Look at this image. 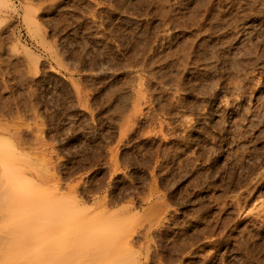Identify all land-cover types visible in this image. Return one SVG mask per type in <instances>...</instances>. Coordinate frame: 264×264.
Here are the masks:
<instances>
[{
  "label": "rangeland",
  "instance_id": "1",
  "mask_svg": "<svg viewBox=\"0 0 264 264\" xmlns=\"http://www.w3.org/2000/svg\"><path fill=\"white\" fill-rule=\"evenodd\" d=\"M0 139L114 264H264V0H0ZM3 198L0 264H49Z\"/></svg>",
  "mask_w": 264,
  "mask_h": 264
},
{
  "label": "bare ground",
  "instance_id": "2",
  "mask_svg": "<svg viewBox=\"0 0 264 264\" xmlns=\"http://www.w3.org/2000/svg\"><path fill=\"white\" fill-rule=\"evenodd\" d=\"M165 1H167V0H162V3L165 4ZM3 2L5 3V1H3ZM1 139H0V187H1V191H2V196L4 197L3 200L4 201L7 200L6 202L9 203L7 205V208L6 207L4 208V210H6V211L4 212V210H3L4 214L7 213L6 218L8 219V223H9V224L7 223L9 226L7 228L10 229L11 226L12 227L15 226V228H13L14 229L13 232L15 231L18 234L16 229H18V230L20 229V231L23 234L26 233V234H29V236H31V234H33V233L36 234V232L39 235V233H41L40 231H42V233H45V235H47V236L45 237V235H44L43 238L40 237L39 241H36V242L42 243L44 245H45V243L47 244L46 246L48 247L47 250H48V257H49L48 258L49 260H47V262L49 264H59V263L60 264L61 263L67 264V263L73 262L74 260L77 261L76 262L77 264H81V263L82 264H96L97 262H99L98 264H101V262L102 263L104 262L103 264H114V262L116 263L117 261L119 263L120 259L122 262V258L125 259L123 257V256H127V255H125V253L131 251L130 248L128 249L130 251H128V250L126 251V248H125L126 245H128L127 243H129V242L125 239L126 236L124 239L123 238H121L119 240L117 239V236L120 238V233L118 232L116 234V231L118 229L115 228L114 223H112L113 224V226H112V224L109 223V221H106L107 219H104L107 223H105V222L102 223V222H100L101 220L99 221L100 223H98V222L97 223H92V222L77 223L76 221L74 223L73 219H76L75 215L77 213H75L69 205H67L64 202L63 203L60 202V203L56 204L57 202L55 203L54 201L51 200L53 203L52 204L51 201L48 200V197L46 195H43L41 193L39 194L38 189H37L38 193H36L29 187L30 184H28L29 182H27V183L25 182V179L23 178V175L21 174L22 171L20 168H18L19 166H16L19 170L14 166V161H16L18 158V157H16L18 155L15 153L17 151L13 150L15 148L12 147L13 148L12 149L10 147V146H12V144L10 145L7 142V140H5L6 141L5 142V141H2ZM15 154H16V156H15ZM14 158L16 160H14ZM19 158H20V156H19ZM21 163H24V162H21ZM32 186L33 185L31 184V187ZM25 187L28 188L27 191L25 190ZM29 189H30V191H28ZM51 198H53V197H51ZM1 202H2V200H1ZM257 209H259V208H257ZM262 214H264V213H262ZM18 218H20V220ZM104 218H107V217L104 216ZM7 219H6V221H7ZM18 222H20V223H18ZM90 223H92V224H90ZM36 225L38 228H40L42 230L36 231L35 230ZM6 226H5V228H6ZM1 227H3V226H1ZM1 227H0V229H1ZM33 229H34V231H33ZM13 232H12L11 236L13 235ZM1 233H2V230H1ZM16 233H14V235ZM115 235H116V238H115ZM35 236L36 237H34V240L37 238V234ZM111 237H113L114 241H116V242H114L113 240H110ZM2 238H3V236H2ZM41 238L44 240H42ZM11 239H13V238H11ZM9 242H13V241L9 240ZM17 242H19V241H17ZM16 244L18 245V243H16ZM30 244L31 243H29L27 245H30ZM32 244H34V243H32ZM13 245L14 244H12V246ZM117 245L118 246L120 245L119 247L121 249L119 247L117 248ZM114 248L115 249L117 248V251H113ZM10 252L12 253V251H10ZM13 252H17V251L13 250ZM19 252L22 253V251H18V253H16L18 256H19ZM12 254H14V253H12ZM38 256H39V254H38ZM132 256H133V254H132ZM13 257H15V256H13ZM18 260H19V258H18ZM39 260L40 261L37 260L38 263L41 262V259H39ZM132 262H134V261H132ZM42 263H44V262H42ZM74 263H75V261H74ZM74 263H72V264H74Z\"/></svg>",
  "mask_w": 264,
  "mask_h": 264
}]
</instances>
